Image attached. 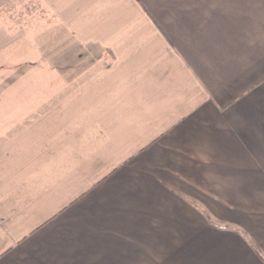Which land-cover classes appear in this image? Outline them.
Returning a JSON list of instances; mask_svg holds the SVG:
<instances>
[{
	"label": "crops",
	"instance_id": "0c3cea01",
	"mask_svg": "<svg viewBox=\"0 0 264 264\" xmlns=\"http://www.w3.org/2000/svg\"><path fill=\"white\" fill-rule=\"evenodd\" d=\"M26 2L0 14V68L43 61L0 91V264H264V0Z\"/></svg>",
	"mask_w": 264,
	"mask_h": 264
},
{
	"label": "rangeland",
	"instance_id": "374dc122",
	"mask_svg": "<svg viewBox=\"0 0 264 264\" xmlns=\"http://www.w3.org/2000/svg\"><path fill=\"white\" fill-rule=\"evenodd\" d=\"M22 3L23 4H26V0H9L8 1V5H13L15 3ZM1 3V2H0ZM4 6L3 8L0 7V14H2V17L4 19V21H8V20H11V18H13V20L17 19L15 16L17 15V13L14 11V10H8L6 11V7L8 6ZM4 9V11H3ZM3 11V13H2ZM0 65L2 63H8V61H3V60H0ZM21 62V61H20ZM20 62L18 64H15V65H11L13 67H9L10 63L7 64V65H3L2 68H0V91L1 89H6L4 85H7V84H12V83H15V82H18L19 80H22L24 78V76H26L27 74V68L28 67H42L43 66V61L42 60H35V61H30V62H26V63H21ZM5 68V69H4ZM17 72L19 73L18 76L17 75ZM10 94V91H4V92H0V98H2L4 95H9ZM3 95V96H2ZM12 101V100H11ZM100 192H104L106 191V189H104V187H101L99 189ZM111 239L113 240L114 237H112L110 235ZM117 238L118 240H121L122 237H115ZM120 249V248H119ZM119 249L117 248L116 246V252H110V263H115V264H130L129 263V260H131V257L133 260H139L141 257H142V254L138 251H132L131 253H126L123 254L121 251H119ZM113 254H114V258H113ZM126 261V262H124ZM135 263V262H133Z\"/></svg>",
	"mask_w": 264,
	"mask_h": 264
}]
</instances>
